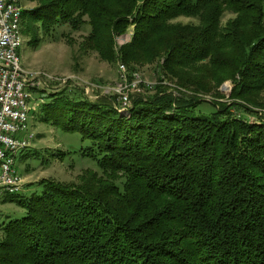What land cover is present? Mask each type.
Segmentation results:
<instances>
[{
    "label": "trees",
    "instance_id": "obj_1",
    "mask_svg": "<svg viewBox=\"0 0 264 264\" xmlns=\"http://www.w3.org/2000/svg\"><path fill=\"white\" fill-rule=\"evenodd\" d=\"M27 1L35 47L58 26L88 23L83 48L131 69L159 62L182 90L213 93L217 110L190 116L206 101L165 86L135 99L130 117L104 98L54 96L43 121L78 134L99 172L43 180L40 195L19 200L26 216L1 227L0 264H264V0ZM227 12L235 18L222 26ZM226 81L230 104L219 101Z\"/></svg>",
    "mask_w": 264,
    "mask_h": 264
},
{
    "label": "rangeland",
    "instance_id": "obj_2",
    "mask_svg": "<svg viewBox=\"0 0 264 264\" xmlns=\"http://www.w3.org/2000/svg\"><path fill=\"white\" fill-rule=\"evenodd\" d=\"M35 5V3L24 0L23 9L30 10ZM234 18V14L227 12L222 18V26ZM129 20L132 22L133 18L131 17ZM173 22L199 23L198 19L193 17H180ZM23 29L22 21L24 43L19 50L22 66L29 72H45L61 81H68L67 83L57 81L50 84L46 90L37 92L40 95H45V104L53 102V97L60 96L59 94L62 93L67 96L77 93V96L91 102H97L104 98L111 101L112 104H117L118 95L107 93V89L120 82L119 63L127 67L130 81L137 74L148 83V85L142 84V93H130L132 102L135 99L148 98L156 94L158 86L168 87L169 92H176L177 89L182 90L175 81L170 80V77L162 72L159 62L135 66L131 69L119 59L116 62L104 61L97 52L83 48V43L91 32L88 23L79 30H74L69 25L58 26L48 36L41 34V40L37 47L31 43L30 36H27ZM134 30L135 25L131 24L125 34L116 37L115 50L118 54L120 49L132 40ZM233 88L234 83L226 81L219 88V92L223 95V99L219 101L232 103L229 98ZM182 91L189 96L195 95L206 101L195 109H191L190 116H210L216 112L217 108L212 102L217 98L213 93L197 94L192 91ZM256 97L264 103V91ZM255 110L264 114V109ZM231 113L236 118L249 123L259 121L256 113H249L241 107H231ZM44 117L45 112H43L42 105L31 115L28 131L19 133V137L29 138L30 141V147L20 153L16 160L17 171L24 182V191L16 196L17 201L7 200L9 195L0 196V236L2 235L1 227L4 224L26 216V210L18 204V201L29 199L33 195H40L43 190L41 181L54 180L60 183L78 184L84 171L91 169L99 172L97 163L83 155L82 148H85L86 142L78 134L65 133L46 123L43 121Z\"/></svg>",
    "mask_w": 264,
    "mask_h": 264
},
{
    "label": "built area",
    "instance_id": "obj_3",
    "mask_svg": "<svg viewBox=\"0 0 264 264\" xmlns=\"http://www.w3.org/2000/svg\"><path fill=\"white\" fill-rule=\"evenodd\" d=\"M18 10V0H0V154L3 148H10V160L25 146H30L29 138L19 137V133L26 132L25 113L45 104L44 97L37 92L41 87H49L50 84L61 81L56 78L45 80L40 76L26 75V69L18 66L15 27ZM128 75V71H123L118 85L129 89V96H118V103H114V107L126 110L133 107L130 93H138L137 81H143L137 74L130 81ZM16 169L10 167L9 161L7 166L0 170V190H7V195L24 191L23 179L16 176Z\"/></svg>",
    "mask_w": 264,
    "mask_h": 264
},
{
    "label": "bare ground",
    "instance_id": "obj_4",
    "mask_svg": "<svg viewBox=\"0 0 264 264\" xmlns=\"http://www.w3.org/2000/svg\"><path fill=\"white\" fill-rule=\"evenodd\" d=\"M23 2H24V0H18L19 10L17 12V16L15 19V27H16L18 66L25 69L21 64V59H20V55H19V50L24 43V36H23V32H22V21H23V11H24ZM123 71H128L127 67L124 64L119 63L118 64L119 77L123 75ZM26 75L40 76V78H43L45 80H52V78H56V77L49 75L45 72H29L28 70H26ZM56 79H58V78H56ZM142 84L148 85V83L145 81H137V92L138 93H142V89H141ZM47 88H49V87H41V90H46ZM107 93H112L115 95L117 94L118 96H129V89H124V85H118L117 84L116 86H114L110 89H107ZM42 97H45V95H42ZM42 105H44V104H42ZM132 108L133 107H130V108H128V110H126V109H120L118 107H115V109L117 110V112L120 115L127 116V117H130ZM37 110H38V108L34 109V111H30L29 113H25V117H24V129H25V131H28V129H29V123L31 120V115H33L35 113V111H37ZM29 147L30 146H25V148H23L22 151H20V153H22L25 149H27ZM20 153H16L15 157L10 160L11 149L10 148H3L2 153L0 154V170H3V168H5L7 166L9 161H10V167L11 168H17L16 160H17V157L20 155ZM16 176H20L17 169H16ZM19 194L20 193H14V194H8V195L9 196H16ZM1 195H7V190H0V196Z\"/></svg>",
    "mask_w": 264,
    "mask_h": 264
}]
</instances>
